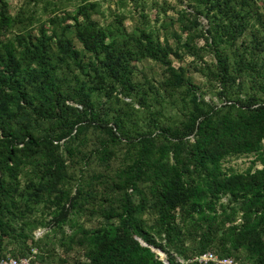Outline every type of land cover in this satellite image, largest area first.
Wrapping results in <instances>:
<instances>
[{"label": "rangeland", "instance_id": "rangeland-1", "mask_svg": "<svg viewBox=\"0 0 264 264\" xmlns=\"http://www.w3.org/2000/svg\"><path fill=\"white\" fill-rule=\"evenodd\" d=\"M202 6L197 0H0V17L5 21L4 30L0 29V56L12 58L21 71L26 66L35 69L27 51L33 50L32 44L42 34L44 49L52 57L56 75L62 80V90L77 82L84 89L83 104L90 105L80 132L75 135L72 131L68 139L55 120H47L33 109L38 97L37 81H32L26 73L21 72L20 88L32 99L31 105L14 98L5 102L9 110L5 113L0 94V141L9 139L8 130L14 132L18 138L10 142L15 145L14 152L20 160L13 180L16 207L2 212V220L9 229L0 231V259H25L27 264L87 263L83 248L76 242L82 232L115 222V219L106 221L104 214L119 207L121 191L116 187L117 172L129 162L130 141L137 135L151 134L159 145L164 142L160 130L176 128L191 111L189 91L184 86L173 89L166 84L167 66L194 86L199 100L215 109L247 97L264 101V0H248L246 7L233 3L235 11L250 15L245 31L233 43H226L223 36L218 44L228 64L224 79L214 66L213 48L208 45L212 13ZM87 20L107 30L116 43L142 42L143 32L166 49L165 65L136 56L129 63L133 87L121 90L108 80L94 85L88 67L91 54L82 49L73 30L75 22ZM67 50L76 54L75 61L67 57ZM245 62L247 66L239 68ZM255 72L259 73L257 77ZM73 98V93H65L60 107L80 111L82 104ZM89 110L97 115L95 122L90 121ZM117 120L122 123L121 131L113 139L107 129L114 131ZM27 136L52 140V146H58L57 150L52 147L53 152L63 161L62 179L54 186L47 185L43 191L32 187L41 169L37 161L40 152L20 151L19 140ZM253 159L251 154L226 156L221 168L226 174H244L250 166L252 171L260 169ZM143 186L139 184V188ZM130 197L136 202L134 193ZM61 206L68 215L63 223L56 224L53 217ZM214 208L217 214L224 212L216 223L232 214L234 224H240L239 204L230 202L228 196H219ZM138 219L145 235L162 247L157 249L161 255L152 250L159 260L165 264L168 259L176 264H195L191 263L192 259L183 260L173 247L166 245L150 211H144ZM180 248L189 250L185 253L190 257L193 245L184 241ZM212 252L217 254L214 249ZM231 257L236 264H254L243 250Z\"/></svg>", "mask_w": 264, "mask_h": 264}, {"label": "trees", "instance_id": "trees-1", "mask_svg": "<svg viewBox=\"0 0 264 264\" xmlns=\"http://www.w3.org/2000/svg\"><path fill=\"white\" fill-rule=\"evenodd\" d=\"M197 2L203 5L206 12L212 13L213 23L207 30L208 45L213 48L214 66L224 79L228 64L218 44L223 36L226 43H233L245 31L250 14L235 11L233 3L238 2L246 7L248 0ZM4 24V18L0 17L1 30H4ZM73 30L82 49L91 54L92 61L88 67L94 85L108 80L121 90L133 87L129 63L136 56L165 65L166 49L143 32L142 42L133 40L130 45L128 41L116 43L107 30L88 20L75 22ZM44 47L41 34L32 44L33 50L27 51L35 65L33 70L26 66L21 71L12 58L0 56L2 109L9 113L5 102L14 98L27 105L32 104V99L20 88L21 72L26 73L32 81H37L38 97L33 109L41 117L55 120L62 128L61 133L70 139L72 131L75 135L80 132V124L85 120L83 117L90 105L83 104L81 97H85L82 95L84 89L77 82L66 91L62 90V80L56 75L52 57ZM65 53L75 61L73 51L67 50ZM246 66L247 62L241 63L239 68ZM166 71L167 85L173 89L184 86L189 91L191 111L176 128L160 130L164 142L159 145L155 144L151 134L137 135L136 139L130 141L129 162L117 172L119 181L116 187L121 191L119 207L104 214L106 221L115 219V222L82 232L76 242L84 250L87 260L84 264H165L152 251L156 250L161 255L157 249L162 250V247L145 235L138 219V215L146 210L156 217V226L164 234L166 245L173 247L183 260L189 261L204 252L213 253V249L217 253L213 254L219 258H232L238 250H243L248 261L264 264V101L247 97L215 109L199 100L193 91L194 86L185 82L173 68L167 66ZM255 74L256 77L259 75L258 72ZM90 90L93 88L86 92ZM69 92L73 93V100L81 103L83 109L78 111L76 108L60 107V100ZM88 115L90 121L95 122L97 115L91 110ZM121 126L122 123L117 120L113 124L115 130L108 128L107 133L117 139ZM6 135L9 139L0 141L1 232L9 229L2 220V212L16 207L13 180L14 171L20 163L14 152L15 145L10 142L18 136L11 130ZM19 143L23 153L40 152L37 161L41 169L36 175L37 181L32 185L35 191H43L47 185L54 186L62 179L63 161L53 152L52 140L27 136L25 140L21 138ZM53 148L57 150L58 146ZM249 154L254 156L253 161L260 165V169L252 171L250 166L244 174H226L222 170L221 162L226 156ZM139 184H144L143 189L139 188ZM131 193H134L136 202L131 200ZM219 196H228L230 202L239 204L240 224H234L232 214L215 222L224 215L223 210L217 214L214 208ZM67 215L68 211L61 206L53 221L61 224ZM226 223L228 226H225ZM184 241L193 245L190 257L185 253L189 250L180 248ZM167 264L176 263L168 259Z\"/></svg>", "mask_w": 264, "mask_h": 264}, {"label": "built area", "instance_id": "built-area-1", "mask_svg": "<svg viewBox=\"0 0 264 264\" xmlns=\"http://www.w3.org/2000/svg\"><path fill=\"white\" fill-rule=\"evenodd\" d=\"M28 260L5 258L0 259V264H27ZM196 264H236V262L229 257L219 258L211 252H204L191 260Z\"/></svg>", "mask_w": 264, "mask_h": 264}]
</instances>
